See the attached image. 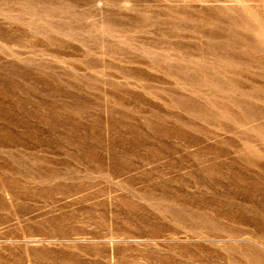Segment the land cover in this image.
<instances>
[{"label":"rangeland","instance_id":"374dc122","mask_svg":"<svg viewBox=\"0 0 264 264\" xmlns=\"http://www.w3.org/2000/svg\"><path fill=\"white\" fill-rule=\"evenodd\" d=\"M0 264H264V0H0Z\"/></svg>","mask_w":264,"mask_h":264},{"label":"bare ground","instance_id":"6f19581e","mask_svg":"<svg viewBox=\"0 0 264 264\" xmlns=\"http://www.w3.org/2000/svg\"><path fill=\"white\" fill-rule=\"evenodd\" d=\"M19 68V67H18ZM9 81V80H8ZM42 120V119H41ZM47 120V119H46ZM54 126H56L55 124H54ZM189 178V177H188Z\"/></svg>","mask_w":264,"mask_h":264}]
</instances>
